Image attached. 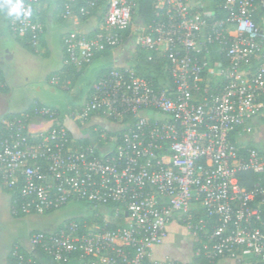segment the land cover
<instances>
[{
	"label": "built area",
	"instance_id": "built-area-1",
	"mask_svg": "<svg viewBox=\"0 0 264 264\" xmlns=\"http://www.w3.org/2000/svg\"><path fill=\"white\" fill-rule=\"evenodd\" d=\"M99 1L105 14L97 30L62 38L64 63L77 70L118 46L132 24L133 0H85L77 15L76 0H65L61 17L88 16ZM39 2L25 0L29 20L8 21L33 46L43 32ZM155 7L159 19L140 26L136 38L148 60L165 59L161 77L112 66L69 112L77 123L98 114L117 129L95 128V142L76 141L56 111L38 103L0 120V182L13 194L12 215L44 214L75 200L125 215L112 229L69 220L54 231H32L13 246V264H40L35 253L54 264H181L154 255L173 219L195 257L264 264V156L234 139L252 131L254 118L264 119V26L253 18L264 0H160ZM33 116L49 126L31 134ZM244 171L257 176L249 188L240 184Z\"/></svg>",
	"mask_w": 264,
	"mask_h": 264
},
{
	"label": "crops",
	"instance_id": "crops-1",
	"mask_svg": "<svg viewBox=\"0 0 264 264\" xmlns=\"http://www.w3.org/2000/svg\"><path fill=\"white\" fill-rule=\"evenodd\" d=\"M159 4L160 0H156L155 6ZM36 13L43 24V32L37 45L33 46L26 38L18 37L12 33L8 23L9 17L0 11V78L3 82L2 87H0V120L19 114L30 108L34 103H38L49 106L56 111L58 118L64 122L69 135L74 140L95 142V128H105L113 131L118 128V124L98 114L91 115L84 123H77L69 119V112L74 108H78L87 99L92 83L102 72L112 66H134L139 56L145 54V51L130 39L131 36L136 37L135 28H131V33L127 39L123 40L118 46L96 53L89 63L77 70L64 63L62 38L70 30H76L86 35L94 33L105 14L104 3L98 2L95 9L82 19L61 17L62 11L58 10L55 0H40L36 6ZM55 33L58 35L54 41L52 35ZM75 73H77V76L72 79ZM53 75L58 76L59 81L57 84L51 83ZM67 80H69L68 85H66ZM59 91L67 94L64 107L55 105L56 103L50 96L59 93ZM49 124L50 122L45 118L33 116L28 122L27 129L31 134H35L47 128ZM234 139L241 145L251 144L264 156V119L261 117L254 118L252 131L243 136L234 134ZM107 146L100 147L99 150L104 151ZM12 197V192L4 188L0 182V264H12L10 253L13 246L16 244L24 245L32 231H54L61 224V222L52 224L48 220H41L44 223L39 224V227L36 229L26 228L19 235L14 236L9 231L4 232V225L7 222L15 219L20 220L23 217L27 219L33 215L46 216L56 211L14 216L9 210ZM70 202L64 206H67ZM102 208L97 207L99 212L94 211V214L98 217L94 216L92 218L96 222L103 214ZM262 209L264 213V205ZM92 218L90 220H93ZM181 233H183L184 238L186 236L189 249L193 254L192 240L186 234L181 223L173 219L168 224L165 242L154 249L155 257L170 256L180 263L188 264L183 258L178 259L173 253L176 249L174 247H176L178 235ZM35 257L40 264H54L49 257L42 253H35ZM226 259H229V257H221L215 263ZM195 260L197 261L196 257ZM63 264H77V261L71 259Z\"/></svg>",
	"mask_w": 264,
	"mask_h": 264
},
{
	"label": "trees",
	"instance_id": "trees-1",
	"mask_svg": "<svg viewBox=\"0 0 264 264\" xmlns=\"http://www.w3.org/2000/svg\"><path fill=\"white\" fill-rule=\"evenodd\" d=\"M84 1L85 0H76L75 5H74L75 15L78 14L79 7L84 4ZM215 1L222 2L223 0H215ZM64 2L65 0H55V3L59 11H63ZM155 3H156V0H133L132 24L127 29L120 32L122 41L127 39L128 35L131 33L132 27L135 28V31L137 33L139 31L140 26L152 23L153 21H157L159 19V16L157 14L158 11L155 7ZM224 14H225L224 10L219 9L216 12V17L220 18ZM263 15H264V9L259 10L253 15L255 22L259 26H262V27L264 26ZM85 17H81V19ZM92 34H89L88 36ZM220 58H223V57L217 54H213V59H220ZM164 61L165 59L163 57H154L151 60H148L146 57V54L143 53L142 56H139L138 61L134 64L133 67L137 70L140 76L157 81L161 77L162 67H163L162 64L164 63ZM76 76H77V73L73 75L72 79H74V77ZM231 139L233 140V137ZM98 145H102V143H98ZM245 146L253 147L251 144L245 145ZM256 177H257L256 174H254L251 171H244V172L239 173L240 184L247 188L252 186V184L256 180ZM85 203L89 205V203L87 202ZM102 207H103L102 208L103 214L101 218L98 219V222L105 223L104 226L106 229H112L124 223L125 215L118 214L117 216H115L114 209H113L114 207L112 205H107V206H102ZM95 212H99V210L96 208ZM68 221L69 220H65L64 222L66 223ZM196 259L200 263H209L202 257H196ZM12 264H13V261H12Z\"/></svg>",
	"mask_w": 264,
	"mask_h": 264
},
{
	"label": "rangeland",
	"instance_id": "rangeland-1",
	"mask_svg": "<svg viewBox=\"0 0 264 264\" xmlns=\"http://www.w3.org/2000/svg\"><path fill=\"white\" fill-rule=\"evenodd\" d=\"M57 35H58L57 33L52 35L53 36L52 39L54 41L56 40ZM130 39L137 43V38L135 36H131ZM50 96L52 97V100H54V102L56 103L55 105L60 106V107L65 106V101L67 99L66 92L59 91V93H57L55 95H50ZM94 211H95V207L88 205L83 201H76L75 200V201H71L67 206H63V207L59 208L58 210H56L50 214H47L46 216L45 215H33L32 217H29L27 219H25L23 217V218H20V220L15 219L14 221L7 222V224L4 225V232L7 233V231H9L14 236L19 235V233H21L26 228L36 229L37 227H39L38 226L39 224L44 223L41 220H45V221L48 220V222L52 223V224L56 223V222L62 223L65 220H75L78 222H80L82 220H90L92 217L96 216L94 214ZM96 217H98V216H96ZM92 219L93 220L91 221L92 222L91 225H93V223L96 222V220L94 218H92ZM182 232H183V230H182ZM174 248L177 249V250L176 249L174 250V252H173L174 255L177 256L178 259L183 258L188 264H212V263H200V262L195 260L194 255L192 254L191 250L189 249V246H188V243L186 240V236H185V238L183 237V233L178 235L176 247H174ZM182 263L185 264L184 262H182ZM213 264H236V262L233 259L229 258V259H226L224 261L221 260V261H218L217 263H213Z\"/></svg>",
	"mask_w": 264,
	"mask_h": 264
},
{
	"label": "clouds",
	"instance_id": "clouds-1",
	"mask_svg": "<svg viewBox=\"0 0 264 264\" xmlns=\"http://www.w3.org/2000/svg\"><path fill=\"white\" fill-rule=\"evenodd\" d=\"M0 11L20 22L29 20L33 15L32 7L27 6L25 0H0Z\"/></svg>",
	"mask_w": 264,
	"mask_h": 264
}]
</instances>
